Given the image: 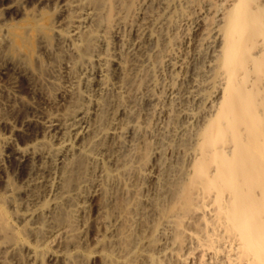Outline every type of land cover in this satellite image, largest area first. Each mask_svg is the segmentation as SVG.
<instances>
[{
	"label": "bare ground",
	"instance_id": "bare-ground-1",
	"mask_svg": "<svg viewBox=\"0 0 264 264\" xmlns=\"http://www.w3.org/2000/svg\"><path fill=\"white\" fill-rule=\"evenodd\" d=\"M41 3L55 14L12 30L15 52L36 59L54 38L60 60L73 53L82 88H58L71 98L62 116L15 82L0 99V209L23 224L9 241L0 229V264H86L87 208L101 193L121 200L102 203L108 230L124 224L89 259L264 264V0ZM65 206L75 242L60 251L53 211Z\"/></svg>",
	"mask_w": 264,
	"mask_h": 264
},
{
	"label": "rangeland",
	"instance_id": "rangeland-1",
	"mask_svg": "<svg viewBox=\"0 0 264 264\" xmlns=\"http://www.w3.org/2000/svg\"><path fill=\"white\" fill-rule=\"evenodd\" d=\"M27 1L29 2V7H28L29 14L27 13V14H23V15H21V14L18 15L15 13H13V14L8 13V12L6 13V11L4 9L9 4L15 3L16 0H0V22L2 21V23H0L1 24L0 26H2V28H4V30L9 31V34L3 33V35H6L7 39H6V41H3V40L1 41L0 60H1V64L5 67H7V66L10 67L12 65L14 66V68L16 67L13 70L14 73L12 74V72H11V75L7 72L8 69L4 73L3 70L0 68V99L5 97L4 91L6 90V87L9 86L11 83L15 82L21 88L20 90L23 91V92L21 91L22 94L26 97V99L31 104H33V106H40V107L44 108L47 113L54 111V113H57L58 115L62 116L63 114H65L67 108L69 107V105L71 103V98H67L66 100H61V99L57 98L58 88L60 86H62V87L68 86V88L71 90L72 94L73 93L75 94V92L77 90L82 88V86L80 84V77L78 76V73L71 71L70 61H71V57L73 56V53L68 48H64L66 51L64 54H62L61 60H60V57L57 56L58 54L55 55V53H57L56 50H54L55 44H53V43H55V39L53 38V40H52V39H50V37H49V39H48V37H46L47 38L46 43L50 44V45L49 44H46V45L47 46L49 45L50 47L53 46V47L50 48L48 46V51L45 50L44 53H41V54L39 52L38 53L35 52L36 59H33V57H31L30 55L28 56L27 55L28 50H26V49H25V52H21V54H19L20 52L19 53L15 52L17 50L15 49V45L13 46V44H14L13 38H11V37H13V34H12L13 31L12 30H14L16 28L21 29L22 27L27 26L26 23H28V22L30 23L32 21H33V23H36L37 25L39 23L38 26H40V25H42L41 23H43V24L46 23L51 18V16L53 17V14H55V12H56L50 4H43V3H41V0H27ZM82 1H84L85 3H88L89 0H82ZM90 1H92V0H90ZM98 1L100 2L102 0H93V3H97ZM4 5H6V6H4ZM129 8H130V6H129ZM99 14L104 15L106 17L105 20H108V21H110L109 18L112 17V13L109 12L107 8L104 9ZM91 17H92V15L89 18V22L87 24L88 26L92 22V21H90ZM31 19H32V21H31ZM47 23L45 25H47ZM38 28H40V27H38ZM42 28L43 27L41 26V28L39 30H41ZM39 32H41V31H39ZM41 35H43V33ZM44 38H45V36H44ZM35 56H34V58H35ZM23 57H24V59H23ZM38 58H39V60H38ZM32 59H33V61L37 60L39 62L35 61L36 62L35 63L32 61ZM42 61H43V63L41 64ZM37 63H38V65H37ZM19 73L23 74V76L20 77V75H18ZM48 100H54L57 103L55 106H49ZM69 100H70V102H69ZM0 135L4 136V137L6 135L9 136L8 134H5L1 130H0ZM36 142H38V141L34 140L32 143H36ZM20 145L25 146L26 144L20 143ZM102 198H104V196H102V193H101L98 197L96 196V198L93 201L89 202L88 208H87L88 214H89V220H90L89 221L90 232L84 238H86V241L89 243V245H88V249L83 251L84 254H86V256L85 255H82V256L85 257V260H86V261H84V263H86L88 260V262H87L88 264H109V263L113 262L111 260V258L110 259H109V257L105 258V256L104 257L101 256L98 258L91 257L89 259L87 254H89V252H88L89 249H95L96 250L95 252L103 251L102 247L105 245V243L107 241H113V242L118 241L119 236L117 235L116 231L119 233L120 228H122L120 225L123 222H120V224H117L116 226H114V228L112 230L109 231L107 228V225L105 223V219H104L105 211H104V209H102V203L104 204V206L111 204L110 207H112V208L114 207L113 205L115 204L116 207L119 208L121 206V200L118 202V204H117V202H112V200H111V203L110 202L104 203V202H101ZM61 206H63V205H61ZM66 208H67L66 206H65V208L59 207L56 211H53L54 212V219L53 220H55L53 227L58 229L57 230L58 233L56 236L57 238H55L56 239L55 240V244H56L55 247L57 250H60V251L62 249H65L66 247L70 246L71 244H73L75 242L74 238L70 237L71 233L67 229H70V227H69L70 225L72 226V223H71L72 221H73V224L76 223V220L74 222V220H72L70 218V216L73 219L74 218L76 219V217H75L74 213L72 214L73 211L72 212L70 211L71 213L68 212V210H71L70 208H68V210ZM106 208H109V206ZM0 210L2 211V209H0ZM1 211H0V213H1ZM2 212L6 216V219H3V214L1 213L0 214V223L2 222V224H1L2 226H0L1 227L0 229L3 231V228H4V231L6 230L7 232L5 231L6 232L5 233L3 231V232H1V234L7 235L6 236L7 238L6 237L5 238L8 240V239H11L14 235V234L11 235V232L15 233L14 232L15 229L21 228L23 226V224L22 225L20 223L16 224L15 221H13V217L15 216L16 212L13 211L11 209V207L7 206V209H5V210L3 209ZM68 213H70V214H68ZM67 216L69 219H71V221L69 219H67ZM65 222H67V223H65ZM64 223H65V225L68 224V227L65 226ZM37 226H38L37 228L34 227V230L39 229V225H37ZM119 226H120V228H119ZM14 227H15V229H14ZM8 230H9V232L10 231L11 232L9 233ZM81 230H82V228H81ZM9 234H10V237L12 236L11 238L8 236ZM5 240H4V242H5ZM31 242H33V241H31ZM22 255H23V257H25L26 253L23 252ZM113 263H111V264H113ZM149 264H151V263H149Z\"/></svg>",
	"mask_w": 264,
	"mask_h": 264
}]
</instances>
